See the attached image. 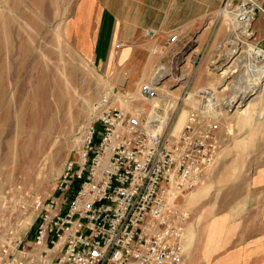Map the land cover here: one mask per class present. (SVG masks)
<instances>
[{
    "label": "built area",
    "instance_id": "obj_1",
    "mask_svg": "<svg viewBox=\"0 0 264 264\" xmlns=\"http://www.w3.org/2000/svg\"><path fill=\"white\" fill-rule=\"evenodd\" d=\"M222 10L233 37H253L254 2L241 0L235 9L226 3ZM181 33L179 28L168 42L176 43ZM185 58L162 76L159 68L166 64L160 63L152 81L141 85V97L160 99L158 85L174 71L178 83L185 79ZM198 96L175 128L179 116L152 103L142 108L110 87L91 107L79 157L66 161L53 194L20 181L0 193V264H185L190 211L178 201L214 169L226 106L212 86ZM33 226L29 246L21 231Z\"/></svg>",
    "mask_w": 264,
    "mask_h": 264
},
{
    "label": "rangeland",
    "instance_id": "obj_2",
    "mask_svg": "<svg viewBox=\"0 0 264 264\" xmlns=\"http://www.w3.org/2000/svg\"><path fill=\"white\" fill-rule=\"evenodd\" d=\"M47 3L46 0H0V193L6 186L20 181L44 196L53 194L66 161L79 157L81 137L91 107L115 86L110 82L109 73H104L103 64L91 61L89 50L83 45L88 42L86 38L81 39L79 33L70 35L78 26V18L70 19V0H61L58 7H48ZM108 43L105 36L101 48ZM249 43L264 50L252 38L244 39L241 50L238 45H230L226 54L208 68L218 80L208 86L215 89L226 80L240 87L247 78V65L239 61L224 75L221 68L235 56L248 55ZM80 45L85 55L80 52ZM99 51L103 53V49ZM256 59V67H261L264 55ZM199 68L196 65L192 71L183 68L186 78L179 83L178 71L168 76L158 89L161 94L170 92L165 99L152 102L138 93L134 104L148 108L160 100V110L179 116L175 128H180L189 108L198 105L199 90L206 86L197 85L205 76L199 73ZM116 74L121 77L120 82H124L122 77L127 73L121 68ZM140 74L141 70L128 76L129 89L137 88L135 81ZM178 87L179 90L173 91ZM222 88L215 89L218 98H230L232 89ZM251 93H247L246 100L253 95ZM119 100L125 98L119 96ZM221 113L222 148L210 179L202 184L209 190L214 187L216 177L247 171L246 160L252 158L248 147L253 148L264 139V81L254 94L246 115L230 111L226 106ZM236 160L240 164L230 168Z\"/></svg>",
    "mask_w": 264,
    "mask_h": 264
},
{
    "label": "crops",
    "instance_id": "obj_3",
    "mask_svg": "<svg viewBox=\"0 0 264 264\" xmlns=\"http://www.w3.org/2000/svg\"><path fill=\"white\" fill-rule=\"evenodd\" d=\"M46 1L48 7L62 4L61 0ZM240 1L70 0V19L78 18L77 30L70 35L79 33L81 39L86 38L88 42L83 45L89 50L91 61L103 64L104 73H109L110 82L121 95L137 100L141 85L152 81L160 63L174 67L183 55L186 58L181 69L192 71L195 65L200 66L199 73L205 76L197 85L208 86L218 83L208 68L226 54L230 45H238L241 50L244 44V38L234 35V39L228 16L222 13L226 3L235 9ZM249 1L258 9L252 39L264 48V0ZM179 28H182L180 39L169 43L170 35ZM105 36L109 43L101 48ZM80 52L85 55L81 45ZM121 68L127 73L126 82H120L121 77L116 74ZM140 70L135 81L137 88L129 89L128 76ZM250 146L247 150L252 158L244 166L247 171L216 177L214 191L200 185L197 191L180 197V203L190 211L184 236L185 264H264V139L253 148ZM237 164L239 160L230 168ZM35 231V226L21 231L29 246L34 245Z\"/></svg>",
    "mask_w": 264,
    "mask_h": 264
},
{
    "label": "bare ground",
    "instance_id": "obj_4",
    "mask_svg": "<svg viewBox=\"0 0 264 264\" xmlns=\"http://www.w3.org/2000/svg\"><path fill=\"white\" fill-rule=\"evenodd\" d=\"M230 54H232V53H230ZM262 55H264V50L262 48H258L255 45L249 43L248 55L245 56V59H243L244 56H242V57L241 56H235V58L233 60H231L227 66H225L224 68H221L222 69L221 74L224 75L225 73L228 72L229 68H231L232 66H235L236 63H238L239 61H242L243 63H245V65H247V73H246L247 78H246V80H243L240 87H235L234 85L230 84L231 83L230 81H226V80L221 86H216L217 88L223 87L221 90H225L226 88L232 89V95L230 96V98H228L226 100H222V102L225 103L228 110L238 111L242 115L247 114L250 102H251L254 94L262 86L263 81H264V63L261 67H258V66L256 67V62L254 61L256 59V57L258 59ZM167 71H168V69L166 68V66L162 65V66H160V69H159V75L162 76ZM18 72L19 73L17 75L20 74V70H18ZM125 80H126V76L123 75L122 81H125ZM165 80H166V78L164 79L163 83L165 82ZM184 82H186V81H184ZM161 87H162V85H158V89ZM216 87H215V89H217ZM249 91H251L252 92L251 94H253V95L250 96V98H248V100H246L245 96L247 95V93H249ZM169 95H170V92L162 93L160 99H163ZM159 101L160 100H157L156 102L153 103V108L157 107L160 104ZM196 196L197 195L194 194L193 199H195Z\"/></svg>",
    "mask_w": 264,
    "mask_h": 264
}]
</instances>
